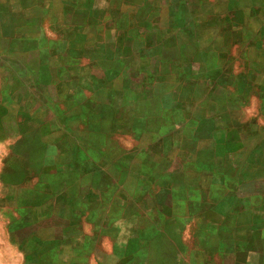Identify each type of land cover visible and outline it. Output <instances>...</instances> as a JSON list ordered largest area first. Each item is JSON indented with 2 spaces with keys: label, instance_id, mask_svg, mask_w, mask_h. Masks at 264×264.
Listing matches in <instances>:
<instances>
[{
  "label": "rangeland",
  "instance_id": "obj_1",
  "mask_svg": "<svg viewBox=\"0 0 264 264\" xmlns=\"http://www.w3.org/2000/svg\"><path fill=\"white\" fill-rule=\"evenodd\" d=\"M143 1L124 0L112 28L99 12L0 0V26L19 25L20 9L31 19L24 35L0 28V264L202 262L213 182L264 133L249 130L252 108L227 109L236 89L231 62L211 50L218 40L168 17L163 0ZM63 21L97 26L89 36L102 44L84 68L42 69L14 49L22 35L66 38Z\"/></svg>",
  "mask_w": 264,
  "mask_h": 264
},
{
  "label": "crops",
  "instance_id": "obj_2",
  "mask_svg": "<svg viewBox=\"0 0 264 264\" xmlns=\"http://www.w3.org/2000/svg\"><path fill=\"white\" fill-rule=\"evenodd\" d=\"M25 1H30L32 9L36 7L41 13L47 10L43 8L48 2L60 3L63 10L87 13L89 18L92 16L96 18L99 12L107 24L109 20H115L112 28L118 26L119 20L124 16V0H120V3L118 0ZM163 1L164 9L170 11L168 17H178L179 12L182 19H188V26L198 30V35L199 30H206L212 34L213 41L218 40L219 43L214 44L211 50L221 55L223 60L231 62V73L227 75L228 82L236 89L235 92L231 91L224 95V99L229 100L227 109L236 112L252 108L255 114L247 120V125L251 128L249 130L253 132L252 127L255 126V130L263 134L264 122L258 125L257 119L260 117L264 121V0ZM97 3H102L101 10H98ZM146 3L148 0H144L143 5H140L144 6ZM154 6L155 4L150 8L153 12ZM12 14L15 15V19L19 18L21 23L14 28L0 26L2 31L6 32L5 34H9V31L12 34L16 31L23 35L27 34L31 19L26 10H16ZM151 14L150 11V16ZM62 19L60 16V20ZM89 22L83 27H78L63 21L66 38L62 39L63 29L59 33L61 38L52 43H49L44 35H41L40 41L39 35L32 38L29 36L25 38L22 35L18 39L22 40V43H14L13 47L21 54H35L38 66L42 69L56 67L58 59L64 67H74L78 70L85 67L82 65L83 60L90 62L86 57L87 52L95 51V47L102 44L101 40H92L97 26ZM36 29L40 30L41 26L38 25ZM107 31L106 29V33ZM89 33H93L92 36H89ZM78 37H83L79 45L76 44ZM200 45L202 44H198V49L205 50V47ZM237 61L238 63H235ZM234 63L241 66L240 72H233ZM241 83H245V86H240ZM211 101L212 98L209 99V104ZM213 109L214 113L215 110L219 111V108ZM251 146L255 150L240 163L243 167L237 168L236 164L239 162L233 164L229 160L233 165L231 168L236 172L231 170L223 174L225 184L220 183V179L217 183L213 182L215 188L213 196L210 203L206 202L205 208L213 217L204 225L206 228H212V233L205 236L207 239L203 236L201 252H196L197 257L202 260L200 264H264V138L252 140ZM231 159L233 160V157ZM212 174L214 179L217 178L218 174ZM210 255L213 262L205 261L204 258Z\"/></svg>",
  "mask_w": 264,
  "mask_h": 264
}]
</instances>
